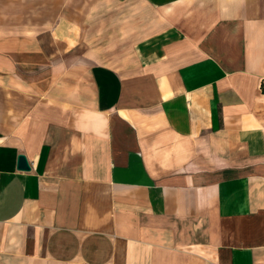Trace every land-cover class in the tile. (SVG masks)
Here are the masks:
<instances>
[{
  "label": "crops",
  "instance_id": "0c3cea01",
  "mask_svg": "<svg viewBox=\"0 0 264 264\" xmlns=\"http://www.w3.org/2000/svg\"><path fill=\"white\" fill-rule=\"evenodd\" d=\"M262 81L264 0H0V264H264Z\"/></svg>",
  "mask_w": 264,
  "mask_h": 264
},
{
  "label": "water",
  "instance_id": "95a60500",
  "mask_svg": "<svg viewBox=\"0 0 264 264\" xmlns=\"http://www.w3.org/2000/svg\"><path fill=\"white\" fill-rule=\"evenodd\" d=\"M17 169L19 170H28L30 168L27 158L24 154H19L17 156Z\"/></svg>",
  "mask_w": 264,
  "mask_h": 264
},
{
  "label": "rangeland",
  "instance_id": "374dc122",
  "mask_svg": "<svg viewBox=\"0 0 264 264\" xmlns=\"http://www.w3.org/2000/svg\"><path fill=\"white\" fill-rule=\"evenodd\" d=\"M151 14H153V13H151ZM152 23H153L154 25H152V26L150 27V31L158 30V29H159V28L157 27L158 22L152 20ZM137 34H138V33L136 32V36H135V41H136V43L142 38V36H144V35L142 34V36L140 37V36L137 35ZM142 39H143V38H142Z\"/></svg>",
  "mask_w": 264,
  "mask_h": 264
},
{
  "label": "trees",
  "instance_id": "16d2710c",
  "mask_svg": "<svg viewBox=\"0 0 264 264\" xmlns=\"http://www.w3.org/2000/svg\"><path fill=\"white\" fill-rule=\"evenodd\" d=\"M260 88H261V91L264 92V81L261 82Z\"/></svg>",
  "mask_w": 264,
  "mask_h": 264
}]
</instances>
